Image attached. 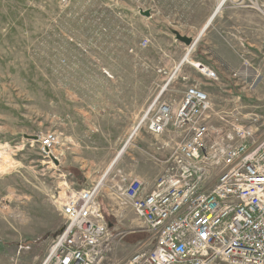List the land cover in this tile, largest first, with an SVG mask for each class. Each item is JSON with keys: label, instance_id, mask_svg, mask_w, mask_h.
<instances>
[{"label": "rangeland", "instance_id": "rangeland-1", "mask_svg": "<svg viewBox=\"0 0 264 264\" xmlns=\"http://www.w3.org/2000/svg\"><path fill=\"white\" fill-rule=\"evenodd\" d=\"M216 1L0 0V145L8 147L0 161V168L7 167L0 172V264H42L65 225L59 204L71 192L96 186L121 151L100 187L99 204L116 239L105 264H127L135 252L153 246L151 235L116 191L124 157L131 153V172L140 171L142 155L156 161L155 151L169 144L166 165L181 139L174 131L154 137L139 128L158 97L179 103L187 87L198 85L211 98L213 125L230 131L252 124L264 132V26L262 43L258 48L249 41L234 77L213 82L195 67L208 34L222 24V10L200 42L191 37L200 28L184 27V21L199 25L215 11ZM195 3L206 9L179 11L182 4ZM177 34L196 42L191 62L182 66L193 44L185 45ZM143 75L162 83L152 85L154 98L147 101L148 91L135 85V106L144 105L135 127L139 131L126 147L110 146L119 143L118 133L99 129L98 124L103 129L110 125L96 107L113 102L98 98L127 86L108 83L109 77ZM52 133L59 142L51 153L43 152L39 139Z\"/></svg>", "mask_w": 264, "mask_h": 264}, {"label": "built area", "instance_id": "built-area-1", "mask_svg": "<svg viewBox=\"0 0 264 264\" xmlns=\"http://www.w3.org/2000/svg\"><path fill=\"white\" fill-rule=\"evenodd\" d=\"M252 4L264 19V0ZM147 46L143 41L141 47ZM195 67L209 80H219L216 71L200 63ZM212 110L209 94L191 85L179 103L158 97L141 118L139 128L154 137L174 131L181 139L150 192L139 178L125 177L116 191L153 240L127 264H264V132L252 124L230 131L217 127ZM39 142L51 153L59 138L52 133ZM99 196L97 184L71 192L59 204L65 225L42 264L107 262L116 239Z\"/></svg>", "mask_w": 264, "mask_h": 264}, {"label": "crops", "instance_id": "crops-1", "mask_svg": "<svg viewBox=\"0 0 264 264\" xmlns=\"http://www.w3.org/2000/svg\"><path fill=\"white\" fill-rule=\"evenodd\" d=\"M159 1L162 0H158V2ZM219 2L216 1L215 3V6L217 5L216 9ZM252 3L253 0H230L226 7H224V4L221 9L222 24L219 23L216 25L213 33L208 34V39L204 42V47H207L206 50H200L198 52L196 61L201 63L203 66L207 65L206 67L216 71L219 75V78L222 77L223 80H228L234 77H231V75H233V70L241 66V54L245 52L243 49L247 48L249 41L252 43L253 47L258 48L260 45L258 43H262L264 20ZM205 9L206 8L204 5L195 3L188 5L182 4L179 11L191 13L196 11L201 12ZM217 11H214L215 14H213L214 12L212 13L213 16L212 14L210 15V17L212 16V19L208 23L207 21L210 19V17L207 16V18L197 26L187 20L184 21V27L193 26L200 28L197 35L193 34V36H191L194 38V41L200 37L197 41L200 42L205 32L210 30L211 24L213 22L212 20H214L217 17L216 15L219 14ZM154 18L155 15L151 14L150 19L153 22H156L153 20ZM204 26L206 29L204 28L203 33L199 36V32H201ZM228 35H230L229 38H227ZM210 47L213 48L212 51H209ZM105 79L107 80V78ZM159 79L160 78L158 77H153L150 75H143L142 77H109V80H107L108 83H120L127 85L115 93H106L101 98H98V100L106 99L107 101L113 102V104L106 107L104 105H102V107H96L97 113L99 114V112H101V117L103 120H105L106 125H110L108 128L103 129L100 127V124H98L99 129L106 131L110 130L118 133L117 141L119 143L113 142L112 144H109L110 146L118 147L122 144L125 146L130 144L131 138L129 137H131V131H133V129L136 127L137 119L144 111V105L139 108H136L135 106L136 99L138 98L135 90L139 89V87L135 85H143L142 90L148 91L146 97L143 98V100L146 99L147 101L154 98L153 95L155 94V90L152 89V85L157 86V84L162 83V80L160 81ZM164 82H166V84H170L172 80L165 79ZM165 152L166 151L161 149L156 150L155 154L158 155V159L156 161L148 160L144 157V155H142L139 161L141 162L143 169L132 172L130 153L128 156L124 157L125 160L120 163L119 174L121 177H127L128 179H131V177L139 178L145 185V191L150 192L153 189L158 177L165 171L166 165L164 160L167 159ZM132 174H137V176ZM118 187L121 188V181Z\"/></svg>", "mask_w": 264, "mask_h": 264}, {"label": "bare ground", "instance_id": "bare-ground-1", "mask_svg": "<svg viewBox=\"0 0 264 264\" xmlns=\"http://www.w3.org/2000/svg\"><path fill=\"white\" fill-rule=\"evenodd\" d=\"M228 0H220V2H219V4H218V7H217V9L215 10V12L217 11V12H220V10L222 9V7L224 6V4H226V2H227ZM215 12L213 13V14H215ZM213 14H212V16H213ZM212 16L210 17V19H208V21H207V23L212 19ZM217 16V15H216ZM215 17V16H214ZM213 21V20H212ZM207 23H206V25H207ZM211 23V22H210ZM205 25V26H206ZM209 25V24H208ZM205 26L203 27V29L201 30V32H199V36L203 33V30H204V28H205ZM206 29V28H205ZM198 36V37H199ZM200 38V37H199ZM199 38H197V40H196V42L198 41V39ZM196 42H194L193 43V45L191 46V47H189L188 48V50H187V53H186V55H185V57H184V59H182V61H181V63L179 64V65H181L182 66V64L184 63V62H189L190 61V58H191V54H192V51L194 50L193 48H194V44H196ZM191 62V61H190ZM179 67V66H178ZM180 68V67H179ZM178 68V69H179ZM180 70V69H179ZM178 70V71H179ZM237 75L238 76H240L241 75V73H237ZM174 76V75H173ZM140 122V121H139ZM139 131V129H137V128H135L134 129V131H132V133H131V137H129V138H131L130 140H132L133 139V137L137 134V132ZM128 138V139H129ZM131 143V142H130ZM5 147H7V146H5ZM4 146H1L0 145V161H1V158L2 157H6L5 155L7 154V151H6V148H5ZM126 147V146H125ZM8 148V147H7ZM123 149V148H122ZM8 150V149H7ZM122 154V152H119V154L117 155V157L112 161V163H111V165L108 167V169H107V171L105 172V174L102 176V177H100L101 179L99 180V183H98V185L100 186V187H102L103 186V184H104V181H106V178H107V175L109 174V172L113 169V167H114V165L116 164V162L119 160V158L121 157L120 155ZM8 155V154H7ZM120 156V157H119ZM10 158V157H9ZM8 156H7V158H4V159H7V162H8ZM10 160V159H9ZM1 162H3V160L1 161ZM11 162V161H10ZM9 162V163H10ZM1 164V163H0ZM5 164V163H4ZM5 168H7V167H5L4 165H2L1 166V168H0V172L3 170L4 171V169Z\"/></svg>", "mask_w": 264, "mask_h": 264}, {"label": "water", "instance_id": "water-1", "mask_svg": "<svg viewBox=\"0 0 264 264\" xmlns=\"http://www.w3.org/2000/svg\"><path fill=\"white\" fill-rule=\"evenodd\" d=\"M143 15L146 16V17H150V16H151V14H150L149 11H145V12L143 13ZM177 39H178L179 41L183 42V43H184L185 45H187V46H191V45L193 44V39H192V38L182 37V36H180V35L177 34ZM124 148H125V147H124ZM124 148H123V149H124ZM121 152H122V151H121Z\"/></svg>", "mask_w": 264, "mask_h": 264}]
</instances>
